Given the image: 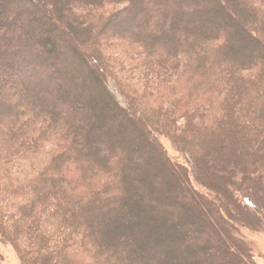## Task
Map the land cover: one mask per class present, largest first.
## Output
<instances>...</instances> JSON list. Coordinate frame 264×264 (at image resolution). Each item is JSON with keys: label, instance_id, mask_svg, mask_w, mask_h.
Segmentation results:
<instances>
[{"label": "trees", "instance_id": "obj_1", "mask_svg": "<svg viewBox=\"0 0 264 264\" xmlns=\"http://www.w3.org/2000/svg\"><path fill=\"white\" fill-rule=\"evenodd\" d=\"M221 139L245 174L219 203ZM240 231L264 235V0H0V239L19 264H255Z\"/></svg>", "mask_w": 264, "mask_h": 264}, {"label": "rangeland", "instance_id": "obj_2", "mask_svg": "<svg viewBox=\"0 0 264 264\" xmlns=\"http://www.w3.org/2000/svg\"><path fill=\"white\" fill-rule=\"evenodd\" d=\"M109 88L111 90H114V87L112 86V84L109 85ZM75 104H76V106H78L77 103H75ZM238 135L239 134H237L236 132L232 133V135H231L234 137L233 139L236 140L237 146L239 144V142L237 141V140H239ZM231 139H232V137H231ZM159 140H160V143L163 145L164 149L167 151V153L171 159L175 160L177 163H181V164L184 163V159H183L182 155L174 149V146L169 141H167L164 138H160ZM223 141L224 140L221 139L219 142L220 144L215 149L211 147L212 149L208 152V157L205 159V167H206L207 172L220 183V185L218 184V182H214L211 184V190L216 193L217 199H219L220 194L224 195V192L227 189L228 181H230L232 179V176H235L237 174H242L244 176V174H245L243 169L236 166V163L233 164L231 156L225 154L223 149H226L225 147L227 146V144L225 143V141H224V143H222ZM247 151L248 152L254 151V149L248 148ZM237 159H238V163H241V159L240 158H237ZM230 185L231 184L229 182V186ZM195 187L201 189L200 187H198L196 185H195ZM134 192H135L134 196H136V194L139 193V191L137 189H136V191L134 190ZM162 193L163 192L161 191L160 193H157V194H162ZM155 196H157V195H155ZM131 202L134 203L133 206L135 205V206L140 207V209L142 208L140 206L142 204V200L131 199V201H129V203H126V204L131 206L130 205ZM218 202L220 203L222 201L219 199ZM143 204H144L143 208H145V207L148 208L149 203L143 202ZM202 206H204V208H205V213L207 212L210 216H213L212 211H211L212 208L210 205L202 203ZM220 207L222 209H226L225 212H226V215L229 217V219H231L232 221H235V219H237L231 215V212H229V210L227 208L222 207L221 205H220ZM202 213H203V211H202ZM204 217H205V215H204ZM214 220L217 222V225H215V228L216 229L218 227L220 228L221 226L218 224L217 219L215 218ZM157 222H158V220L155 222L156 225H154L156 227H158ZM152 224L153 223H151L150 226H152ZM156 230H157V228H156ZM240 233H241V236L247 242H249L252 246L254 263L255 264H264V235L256 234V233H250L247 231H240ZM225 239L226 238L224 237V240ZM224 245H225V241H224ZM0 255L2 256V259H3L2 264H19L11 246L4 243L1 239H0ZM173 264H183V263L173 262Z\"/></svg>", "mask_w": 264, "mask_h": 264}]
</instances>
